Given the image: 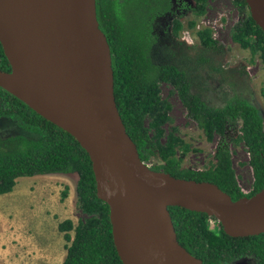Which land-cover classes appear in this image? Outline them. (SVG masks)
<instances>
[{"label": "trees", "instance_id": "16d2710c", "mask_svg": "<svg viewBox=\"0 0 264 264\" xmlns=\"http://www.w3.org/2000/svg\"><path fill=\"white\" fill-rule=\"evenodd\" d=\"M207 1L196 0L199 16L206 13ZM151 2L153 17L164 3L163 0ZM235 3L245 16L235 25L232 40L243 49H249L253 56L259 54L264 64V31L252 18L247 0H235ZM126 12L117 2L103 0L97 18L111 49L117 107L141 160L147 163L157 156L161 162L151 169L175 178L215 184L233 202L262 192L264 120L258 109L241 99L224 107L207 104L192 92L185 71L173 64L153 62L151 49L155 41L151 27L149 30L143 21L129 23ZM196 25V21L189 24L192 28ZM182 28L183 24L176 20L175 30ZM198 35L204 47L221 49L222 45L213 38L211 29L199 30ZM0 70L12 72L1 42ZM162 82L173 85L189 117L202 129L208 141H214L217 135L221 138L214 161L205 170L183 168V157L193 150L191 145L175 130L166 135L164 125L170 117L169 105L161 97ZM0 117L17 119L23 131L0 138V195L13 192L21 177L77 174V205L88 217L77 225L70 219L59 223V231L70 243L63 264H124L114 243L110 206L97 196L96 177L88 152L74 136L1 87ZM237 126L236 137L231 138L234 137L231 127L236 129ZM231 140L235 144L243 142L248 148L249 163L254 171L253 190L249 194L239 186L229 147ZM68 190L66 188L62 192L63 200L68 197ZM169 212L179 243L203 264L230 263L244 255L255 257L257 264H264V233L233 237L225 232L222 225L219 230L211 229L210 216L205 213L181 206L169 207Z\"/></svg>", "mask_w": 264, "mask_h": 264}, {"label": "water", "instance_id": "95a60500", "mask_svg": "<svg viewBox=\"0 0 264 264\" xmlns=\"http://www.w3.org/2000/svg\"><path fill=\"white\" fill-rule=\"evenodd\" d=\"M97 0H0V42L12 72L0 87L74 136L88 152L97 196L110 206L124 264H203L179 243L169 207L220 219L233 237L264 233V190L233 202L217 185L175 178L140 158L119 113L111 49ZM264 31V0H247ZM24 80H16L18 67Z\"/></svg>", "mask_w": 264, "mask_h": 264}, {"label": "rangeland", "instance_id": "374dc122", "mask_svg": "<svg viewBox=\"0 0 264 264\" xmlns=\"http://www.w3.org/2000/svg\"><path fill=\"white\" fill-rule=\"evenodd\" d=\"M174 6L173 13L160 15L154 21L153 31L158 40L151 52L153 62L173 64L185 71L192 92L210 106L224 107L236 99L245 100L258 109L264 120V64L259 54L253 56L249 49H243L232 40L235 25L245 16L235 0H208L206 13L201 16L194 9V0H176ZM128 11L129 23L145 20L143 12L131 19L137 14L136 5ZM176 18L181 20L183 28L175 37ZM192 21L197 23L195 28L189 26ZM207 28L222 45L221 49L202 45L198 31ZM160 89L162 99L169 105L170 121L164 125L166 135L175 130L193 149L183 157L182 167L205 170L214 161L220 136L208 141L189 117L173 85L162 82ZM238 128L231 127L234 132L231 138L236 137ZM21 133L17 119L0 117V138ZM229 147L239 186L249 194L253 190L254 171L249 163L248 148L243 142L235 144L232 140ZM160 162L153 156L146 164L152 167ZM77 182V174L21 177L13 192L0 195V264H63L70 243L59 231V223L70 219L77 225L88 217L77 205ZM66 188L69 193L63 200L62 192ZM208 222L213 230H219L222 225L215 216H210ZM229 264H257V260L244 256Z\"/></svg>", "mask_w": 264, "mask_h": 264}, {"label": "flooded vegetation", "instance_id": "af4514ba", "mask_svg": "<svg viewBox=\"0 0 264 264\" xmlns=\"http://www.w3.org/2000/svg\"><path fill=\"white\" fill-rule=\"evenodd\" d=\"M109 1L117 2V4H119V7L121 9H123V10L125 9L128 14H129V11H128L129 7H132V6L136 5L137 14L132 15L131 18L135 17L136 15L140 16L143 13L145 14V15H143L145 17V20H142V21L145 23L146 27L149 28V30H150V27H151L150 31H151V35L154 38L155 43H157L158 39L156 38V36L154 34V31H153L154 21L157 20V17L160 16V15L163 16L164 14L167 15V14L173 13L174 8H175L174 4L176 2V0H163L164 5L162 6L161 10L158 11L157 13H154L153 17H151V8H152L151 0H109ZM194 1H195L194 9H195V11L197 13V2H196V0H194ZM96 3H97V13L100 14L103 0H98ZM124 5H126L127 7L125 8ZM176 20H178L180 23H182L179 18H176L174 20L173 34H174L175 37L178 36L179 32L182 30V29H179L177 31L175 30ZM155 43H154L153 47L155 46ZM153 47H152V49H153ZM244 256H249V255H244ZM244 256H242V257H244ZM239 258H237L235 260H238ZM224 264H229V263H224Z\"/></svg>", "mask_w": 264, "mask_h": 264}, {"label": "bare ground", "instance_id": "6f19581e", "mask_svg": "<svg viewBox=\"0 0 264 264\" xmlns=\"http://www.w3.org/2000/svg\"><path fill=\"white\" fill-rule=\"evenodd\" d=\"M24 72L23 70L21 69L20 65L18 67V70L16 71L15 73V79L16 80H20V81H23L24 80Z\"/></svg>", "mask_w": 264, "mask_h": 264}, {"label": "built area", "instance_id": "2783aa9c", "mask_svg": "<svg viewBox=\"0 0 264 264\" xmlns=\"http://www.w3.org/2000/svg\"><path fill=\"white\" fill-rule=\"evenodd\" d=\"M146 164V163H145ZM146 165H148V164H146ZM149 166V165H148Z\"/></svg>", "mask_w": 264, "mask_h": 264}]
</instances>
